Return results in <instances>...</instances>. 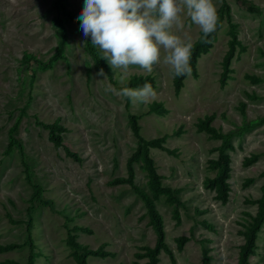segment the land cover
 I'll return each mask as SVG.
<instances>
[{"label": "rangeland", "instance_id": "obj_1", "mask_svg": "<svg viewBox=\"0 0 264 264\" xmlns=\"http://www.w3.org/2000/svg\"><path fill=\"white\" fill-rule=\"evenodd\" d=\"M226 1L236 23V36L244 45L230 60V77L219 83L228 39L224 19L213 45L197 58L198 75H187L177 93L161 49L160 62L151 73L156 96L148 101H160L168 109L159 115L147 111L148 102L128 100L127 104L126 98L104 91L107 83L121 88L122 73L110 68L103 70L104 78L93 66L80 23L71 16L81 13L84 0H64L60 9L55 0H0V243H18L1 251L0 260L11 257L25 263L30 236L33 264H73L66 234L74 223L91 229L76 230L80 241L90 247L105 243L104 248L113 252L103 258L88 255L89 264L145 260L134 254L141 244L153 245L156 239L145 205L128 183H109L126 173L125 159L136 145L127 120V112L132 111L139 115L144 137L182 128L163 143L175 147L176 154L149 149L163 183L180 187L177 204H169L163 194L155 197L175 264H199L203 245L209 248V264H264V220L247 262L237 260L244 241L240 229L254 213L252 199L262 193L264 185V0ZM219 3L213 0L216 9ZM58 14L63 17L66 40L56 56ZM180 19L182 27L174 25L172 31L182 40L195 38L200 28L185 12ZM47 61L50 63L43 66ZM132 73L145 72L132 66L127 78ZM205 113L214 115L212 124L222 132H232L234 147L227 150L231 187L225 203L215 199V191L204 184V178L214 175L207 160L216 157L214 147L220 142L197 129V119ZM55 118L67 126L62 142L79 159L49 141L48 129L39 122ZM14 121L17 127L9 132ZM10 135L15 141L9 146ZM250 152L257 153L256 159L242 164L243 155ZM133 166L135 181L149 190L141 160ZM249 176L253 180L246 183ZM37 185L41 186L39 195ZM174 205L178 222L171 215ZM180 233L190 238L178 250L175 236ZM158 256L157 264H171L165 252Z\"/></svg>", "mask_w": 264, "mask_h": 264}, {"label": "trees", "instance_id": "obj_2", "mask_svg": "<svg viewBox=\"0 0 264 264\" xmlns=\"http://www.w3.org/2000/svg\"><path fill=\"white\" fill-rule=\"evenodd\" d=\"M55 5L59 9L64 8V0H55ZM219 7L216 9L217 16H218V23L216 30L212 32L207 38L203 36L201 30H198L197 35L193 39H185V41L190 40L193 44V49L190 56V67L191 73L195 76L198 75V67H197V58L204 52H208L209 48L213 45V42L216 40L217 31L221 26V22L226 19L228 23V39H227V49L224 51L222 58H221V65L222 70L220 73L219 83L224 84L226 79L230 77V72L233 70L231 66V58L235 55H238V51L244 48V45L240 42V40L236 36V23L232 20L231 16V6L227 3L226 0H220L218 5ZM80 14H72L71 16L78 20V16ZM63 17L58 14L55 18L56 25L59 29V42H58V50L57 55L61 54V50L64 46V42L66 40V31L63 24ZM79 21V20H78ZM80 23V21H79ZM238 46L236 53L235 48ZM85 48L90 53L93 58V66L100 71L103 70H110L106 60L101 58V53L91 44V37L85 38ZM50 61L42 63L43 66H47ZM256 80L258 76L250 75ZM186 76H180L173 78L171 77V82L173 84L174 92H179L180 88L184 84V78ZM145 83H148L152 86H155L154 76L148 73H132L126 79L125 84L122 87H141ZM126 103L128 104V99H126ZM147 111L154 112L159 115H163L168 112V109L163 106L162 102L152 100L147 103ZM139 117L138 113L128 111L127 112V120L130 123V127L132 129V134L136 138V145L134 149L127 155L125 159V166H126V173L119 174L114 176L109 181L110 184H117L126 182L132 187L134 192L142 199L145 205V211L148 216V222L151 225L154 234L156 235V239L153 245H148L147 243L140 245V250L134 252L136 256H144L145 260L142 262H138L137 264H157L159 260V253L160 251L165 252L170 260L171 264H175V256L173 251L170 249L167 241L166 235L164 232L163 227V220L160 212L156 208L155 205V197L160 194L165 196V200L169 204H174L180 202L179 197L176 195V192L180 190V187H172L170 185H166L163 183L162 175L156 170V166L154 163L153 157L149 154L150 148H158L167 152L168 154H176V148H169L164 146L163 143L169 135L173 134H180L182 132V128L173 129L171 134L165 133L160 136L155 137H144L140 131V123L137 120ZM214 115L204 114L201 117H198L197 121V129L198 130H205L210 138H219L220 142L218 145L214 147L217 151L216 157L209 158L207 160V167L211 170H214V175L211 177L204 178V184L206 188L214 190V198L217 199L220 203H225L228 199V194L230 192V169L231 164L230 160L231 157L227 150L232 149L234 146L230 141V136H232V132L224 133L219 128L212 124V119ZM42 124L45 128L48 129L47 137L49 141L54 146L62 145L66 154L72 156L75 159H79L77 152L75 150L70 149L67 145L62 142V132L68 130L67 126L64 123L60 122L59 118H55L52 122L43 123ZM11 129L9 132L13 131L17 127V121L12 123ZM15 141V137L10 135L8 145L10 146L12 142ZM257 157V153L250 152L248 154L243 155L241 159V163L246 165L254 161ZM136 160H141V165L145 169V173L148 180V188L141 186L135 181L134 178V166L133 162ZM253 180L252 176L246 178V183ZM36 194L39 195L41 191V186H36ZM256 202V209L254 213L249 214L250 220H248L243 229H240V232L244 235V241L240 243L239 250L237 252V260L240 263H245L248 260V256L253 253L256 248L257 242V230L260 226V223L264 220V185L262 188V193L259 194L256 198L252 199ZM172 217L175 219L176 222L179 221V212L174 205L172 208ZM14 220V219H13ZM84 230L87 232H91L90 227L83 226L81 224H72L71 226L67 227V234H66V243L70 247V254L73 258V264H89L87 261V256H96V257H105L113 255V252L110 250L105 249V243H101L96 247H90L87 243L80 241L76 236V230ZM30 242V250L27 256V260L25 263L20 262L19 260L11 257H5L3 260H0V264H33L35 253L33 252V239L30 236H27ZM190 238L188 234L180 233L175 236L177 249L180 250L183 248L184 243ZM18 245L15 242H7L4 244L0 243V252L10 249L14 246ZM208 247L204 246L201 249L202 258L199 264H209L210 255L208 254ZM117 264H122L118 262Z\"/></svg>", "mask_w": 264, "mask_h": 264}, {"label": "clouds", "instance_id": "obj_3", "mask_svg": "<svg viewBox=\"0 0 264 264\" xmlns=\"http://www.w3.org/2000/svg\"><path fill=\"white\" fill-rule=\"evenodd\" d=\"M181 12L205 38L216 30L218 16L213 0H84L78 20L84 37H91L101 58L114 71L121 70L123 85L132 66L151 74L160 62L161 49L165 53L163 63L173 78L190 75L193 44L172 31L174 25L182 27ZM99 75L106 78L103 69ZM104 91L133 104L147 103L156 96L148 83L135 89H117L107 83Z\"/></svg>", "mask_w": 264, "mask_h": 264}]
</instances>
